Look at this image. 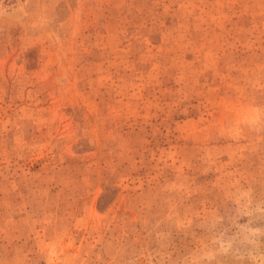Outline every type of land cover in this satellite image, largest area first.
<instances>
[{
  "label": "rangeland",
  "instance_id": "1",
  "mask_svg": "<svg viewBox=\"0 0 264 264\" xmlns=\"http://www.w3.org/2000/svg\"><path fill=\"white\" fill-rule=\"evenodd\" d=\"M0 264H182L264 195V0H4ZM190 222V223H189Z\"/></svg>",
  "mask_w": 264,
  "mask_h": 264
},
{
  "label": "clouds",
  "instance_id": "2",
  "mask_svg": "<svg viewBox=\"0 0 264 264\" xmlns=\"http://www.w3.org/2000/svg\"><path fill=\"white\" fill-rule=\"evenodd\" d=\"M26 15L21 4L5 7L0 0V22L20 23ZM229 111L231 118L221 125L224 131L233 136L245 128L264 133V101L248 99L229 106ZM229 198L233 205L230 212L213 211L202 218L201 227L210 233V243L182 264H264V195L237 188L230 191Z\"/></svg>",
  "mask_w": 264,
  "mask_h": 264
}]
</instances>
